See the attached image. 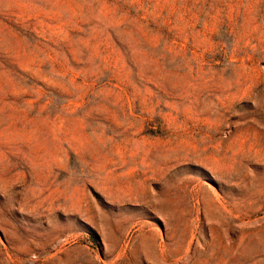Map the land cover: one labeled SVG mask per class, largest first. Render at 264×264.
<instances>
[{
  "label": "rangeland",
  "instance_id": "obj_1",
  "mask_svg": "<svg viewBox=\"0 0 264 264\" xmlns=\"http://www.w3.org/2000/svg\"><path fill=\"white\" fill-rule=\"evenodd\" d=\"M0 264H264V0H0Z\"/></svg>",
  "mask_w": 264,
  "mask_h": 264
},
{
  "label": "bare ground",
  "instance_id": "obj_2",
  "mask_svg": "<svg viewBox=\"0 0 264 264\" xmlns=\"http://www.w3.org/2000/svg\"><path fill=\"white\" fill-rule=\"evenodd\" d=\"M230 206V205H229ZM169 258H170V256H169Z\"/></svg>",
  "mask_w": 264,
  "mask_h": 264
}]
</instances>
